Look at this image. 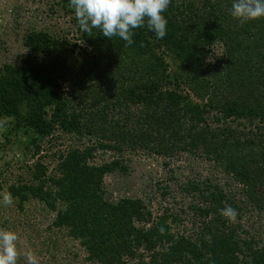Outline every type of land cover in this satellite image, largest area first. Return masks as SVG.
Returning a JSON list of instances; mask_svg holds the SVG:
<instances>
[{
    "label": "trees",
    "instance_id": "trees-1",
    "mask_svg": "<svg viewBox=\"0 0 264 264\" xmlns=\"http://www.w3.org/2000/svg\"><path fill=\"white\" fill-rule=\"evenodd\" d=\"M63 3L65 8H71L69 0ZM231 5L232 0H169L163 13L168 22L166 36L157 39L147 27L137 28L130 46L119 37H103L99 29L96 33L83 32V39L93 52L104 50L118 55L105 66L113 70L111 76L118 86L130 84L123 96L125 110L130 105L144 110L136 123L124 125L127 132L122 133V138L111 131L114 145L101 142L97 148L119 154L124 151L123 146L135 152L158 143V148L154 146L158 156L171 157L177 152L198 156L202 152L198 157L215 164L225 179L223 184L204 179L183 186L182 191L198 201L190 208L195 219L187 234L186 230L173 231L186 222L169 210L154 217L140 199H126L117 205L103 199L104 178L118 170L127 171L119 158L92 165L90 160L96 149L54 153L62 177L57 176V171L47 173V168L37 163L30 182L11 186L10 195L19 201L21 209L29 199L43 203L56 215L52 228L66 231L70 239L77 241L85 250L88 263L264 264V243L244 234L234 219L221 212L230 207L235 210V217H240L241 203L260 214L264 212V18L240 22L231 16ZM184 15L185 23L181 21ZM205 19L209 25L203 28L200 23ZM230 24L236 30H227ZM239 38L246 39V47L237 44ZM216 40L225 43L227 65L238 70L242 87L236 86L235 73H229L222 84L215 86L227 103L211 99L200 105L180 93L178 80L165 79L170 65L163 56L169 52L200 68L203 59L198 56ZM25 46L41 56L57 49L56 43L43 33H30ZM236 49L244 51L246 60ZM195 78H186V84L204 98L209 88L200 84L205 89H197ZM173 84L174 88L169 89ZM95 116L72 112L61 85L36 63L23 61L18 68L0 76V126H7L8 122L7 138L23 133L35 157H40L43 144L57 132L92 138L104 130L102 135H108L104 128L108 117L102 112ZM229 119L248 123L257 131L252 134L253 139L242 140L240 128L222 123ZM181 131L188 132L186 138ZM249 147L261 150L238 156ZM232 183L242 189L244 201H235L230 192ZM162 197L167 195L163 193Z\"/></svg>",
    "mask_w": 264,
    "mask_h": 264
},
{
    "label": "rangeland",
    "instance_id": "rangeland-1",
    "mask_svg": "<svg viewBox=\"0 0 264 264\" xmlns=\"http://www.w3.org/2000/svg\"><path fill=\"white\" fill-rule=\"evenodd\" d=\"M182 18L181 21L185 23L186 15ZM212 23L214 22H211V25ZM200 24L205 28L208 27L209 21L205 19ZM226 29L236 30L231 24ZM96 30L92 29L94 33ZM30 33L48 35L56 43V51L46 56L33 54L25 46ZM227 35L229 37L230 34ZM239 39L237 44L246 47V39ZM224 44L216 40L212 46L205 49V52H201L198 56L203 59L200 68L197 67V63L187 64L172 53L166 52L163 57L170 65V69L165 72V79L178 80L180 93L188 96L194 103L204 105L211 99L227 103L228 100L221 98V92L215 89V86L222 84V80L229 73L230 75L235 73L236 86L242 87V82L237 77L238 70L233 71L232 66L227 65L228 53ZM235 52L246 60L244 51L236 49ZM234 56L236 57V53ZM115 57L118 55L116 56L114 52L106 53L104 50L93 52L90 44L83 39V32L76 21L74 10L65 8L63 0H0V76L18 68L23 61H31L49 77H54L58 81L72 112L75 111L80 116L88 113L91 118L102 112L108 117L104 127L108 135H102L104 130L98 137L92 138L86 134L77 136L57 132L43 144V153L40 157L34 156L33 148L29 146V140L23 137V133H13L7 138L5 135L8 122L7 126H0V200L4 194H10L11 186L30 182L37 163L46 167L47 173L57 171V176L62 177L58 171L60 164L54 153L68 154L73 150L85 151L91 148L96 150L92 154L90 164L101 165L119 158L127 167L125 173L118 170L104 178L102 196L107 203L117 205L126 199H140L149 207L154 217L162 215L166 210L180 216L186 223L174 228L173 231L186 230L189 234L195 219L190 208L198 201L187 196L182 191L183 186L190 181L204 179L223 184L225 179L215 164L212 165L205 158L202 160L199 158L202 152H199V157L178 152L171 157L158 156L155 152L158 143L154 145L156 149L154 146H148L135 152L132 148L123 146L124 151L119 154L110 152L109 149L97 148L101 142L105 145H114L115 138L112 133L115 132L122 138V133L127 132L124 125L136 123L138 118L144 115L142 113L144 110L140 106L130 105L125 110L127 104L123 96L130 84L128 82L124 87L118 86L116 79L111 76L113 70L105 66L110 63V58ZM232 61L234 64L237 63L235 58H232ZM94 64H99V68ZM188 77H197L195 78L197 89L209 88L205 90L208 94H203L204 98L190 90L186 84ZM200 84L205 85L203 86L205 88ZM172 86L169 89L175 85ZM127 114L132 117H127ZM227 122L233 127L240 128L243 133L242 140H246V137L253 139L252 134L257 132L249 127L248 123L234 122L232 119L223 120L222 123ZM187 133L181 131L185 138ZM248 149L250 151L240 152L238 156H247L252 150L254 153L261 150L256 147ZM230 192L236 202L244 201L242 189L236 184L232 183ZM163 193L167 195L166 198L162 197ZM245 204H240L243 212L233 221L241 226L244 234L247 233L258 242L264 243V212L260 214ZM55 216L43 203L33 199H29L22 209L19 201L13 197L10 205L0 203V228L14 231L18 235L17 264H27L25 254L29 251L34 255L36 264H90L86 261L85 250L77 241L70 239L66 231L52 228Z\"/></svg>",
    "mask_w": 264,
    "mask_h": 264
},
{
    "label": "clouds",
    "instance_id": "clouds-1",
    "mask_svg": "<svg viewBox=\"0 0 264 264\" xmlns=\"http://www.w3.org/2000/svg\"><path fill=\"white\" fill-rule=\"evenodd\" d=\"M169 0H69L81 32L99 29L102 36L119 37L126 46L133 44L134 30L147 27L157 39L167 33V19L163 15ZM231 16L240 22L264 18V0H232ZM0 203L10 205L12 197L4 194ZM225 217L235 218L236 212L228 207L221 210ZM18 235L0 228V264H17ZM27 264H36L34 255L26 254Z\"/></svg>",
    "mask_w": 264,
    "mask_h": 264
}]
</instances>
